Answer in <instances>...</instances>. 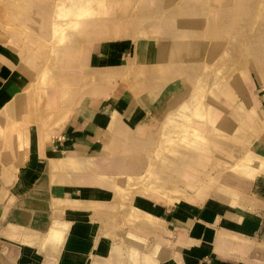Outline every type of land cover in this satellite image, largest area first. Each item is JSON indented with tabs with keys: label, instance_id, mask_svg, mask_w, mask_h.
<instances>
[{
	"label": "rangeland",
	"instance_id": "1",
	"mask_svg": "<svg viewBox=\"0 0 264 264\" xmlns=\"http://www.w3.org/2000/svg\"><path fill=\"white\" fill-rule=\"evenodd\" d=\"M119 41L131 46L128 59L137 41L152 54L126 75L146 80L156 111L133 126L115 115L101 149L73 170L75 182L108 190L97 204L112 206L117 233L104 231L124 264H248L217 250L216 238L240 242L225 235L237 223V236L264 240V0H0V42L33 73L24 100L0 114L1 167L17 158L20 170L80 103L123 77L89 64L98 45ZM136 206L161 220L136 223L149 220Z\"/></svg>",
	"mask_w": 264,
	"mask_h": 264
},
{
	"label": "crops",
	"instance_id": "2",
	"mask_svg": "<svg viewBox=\"0 0 264 264\" xmlns=\"http://www.w3.org/2000/svg\"><path fill=\"white\" fill-rule=\"evenodd\" d=\"M111 39L115 38L105 40ZM136 43L135 55L129 59L132 49L125 42L98 45L91 52L90 67L94 70L121 69L123 77L113 79L111 87L103 93L98 91L99 94L91 95L83 103L84 107L80 103L69 120L59 127L58 134L42 141L41 153L25 154L20 170L12 168L17 158L7 160L4 170L0 165V264L125 263L124 253L122 255L121 249L118 252L119 243L115 244L107 228L104 231L106 224L114 229L107 221L112 206L97 204L107 198L108 190L91 183L75 182L79 175L73 170L82 162V157H89L101 149L115 115L133 126L150 119L151 116L146 117L156 111L157 95L151 86L142 77L127 76V73L132 74L134 59L150 61L149 55H152L145 50L144 43ZM32 78L33 73L21 55L0 42V114L16 100L22 102ZM19 112L23 109L16 111ZM11 176V180H4ZM257 187L264 192V185ZM222 198L220 193L219 200L223 202ZM136 207L148 212L153 219L157 218L156 221L161 220L148 209ZM129 209L135 214L133 206ZM235 210L228 213L238 216L241 210L238 207ZM171 220L178 222L179 219L175 216ZM136 223L150 226L157 222ZM236 225L229 223V228L236 231H228L225 235L233 233L240 237V242L219 235L217 250L225 248L232 255L239 254L248 264H264V240L255 241L244 234L237 236L240 232ZM114 232L117 233L115 229ZM153 253L156 258L158 252L154 250Z\"/></svg>",
	"mask_w": 264,
	"mask_h": 264
},
{
	"label": "bare ground",
	"instance_id": "3",
	"mask_svg": "<svg viewBox=\"0 0 264 264\" xmlns=\"http://www.w3.org/2000/svg\"><path fill=\"white\" fill-rule=\"evenodd\" d=\"M85 2H86V0H85ZM88 2H89V1H88ZM88 2H87V3H88ZM98 2H99V1H98ZM83 3H84V2H83ZM87 3H86V4L84 3V4H85V5H88ZM92 4H93V3L91 2V4L88 5V6H91ZM85 5H83V7H84ZM94 5H95V4H94ZM78 6H79V5H78ZM88 6H86V7H84V8L87 9ZM97 6H98L97 4H96V7L92 5V7H89L90 9L87 10V12H88V11H91V10H92L91 8H95L94 11H92L93 16H94V15H97V14H100V11L97 9V8H98ZM84 8H82V6H81V8L79 7V8H77V9H72V11L75 13V10H76V11H79V9H81L80 12H81V11L83 12V10L86 11V9H84ZM96 9H97V10H96ZM70 12H71V11H70ZM80 12H79V13H80ZM77 13H78V12H76V14H77ZM72 15H73V17H74V14H73V13H72ZM83 15H85V17H87L89 14L87 15L86 12H85ZM83 15L80 14V17L83 16ZM86 15H87V16H86ZM70 16H71V15H70ZM78 16H79V15H77V17H78ZM90 16H91V14H90ZM90 16H89V17H90ZM83 17H84V16H83ZM72 19H73V18H72ZM73 20H74V19H73ZM68 22H69V21H68ZM68 22H67V23H68ZM70 22H71V24H72V20H71ZM70 22H69V23H70ZM73 22H75V21H73ZM67 23H66V25H68V26L70 27L71 24L69 25V23H68V24H67ZM73 24H74V23H73ZM73 24H72V25H73ZM76 24H77V23H76ZM79 24H80V23H79ZM72 25H71V26H72ZM74 26H76V25L74 24ZM74 26H72V27H74ZM76 27H77V26H76ZM66 38H68V37H66ZM195 132H196V131H195ZM234 165H235V164H234ZM238 165H240V163L237 164V166H238ZM237 166L235 165V167H237ZM230 168H231V167H230ZM232 168H233V167H232ZM233 169H234V168H233ZM238 171H239V170H238ZM178 177H179V176H178ZM160 181H161V180H160ZM160 181H158L159 183L155 182V184L150 183V188H151V189H154L155 191H159V189H160V187H161V185H160L161 182H160ZM139 193H140V192H139ZM138 210H139V209H138ZM139 215H140V217L143 216V218L146 217V218L149 219V220L153 217V216H151L149 213H147V212H145V211H143V210H141V209L139 210ZM154 218H155V217H154ZM152 219H153V218H152ZM156 220H157V218H156ZM146 222H148V220L145 221L144 223H146Z\"/></svg>",
	"mask_w": 264,
	"mask_h": 264
}]
</instances>
